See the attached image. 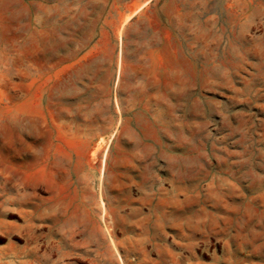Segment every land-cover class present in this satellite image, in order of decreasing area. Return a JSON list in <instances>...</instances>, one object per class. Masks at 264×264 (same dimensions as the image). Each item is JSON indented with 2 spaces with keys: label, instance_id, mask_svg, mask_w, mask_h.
Segmentation results:
<instances>
[{
  "label": "rangeland",
  "instance_id": "rangeland-1",
  "mask_svg": "<svg viewBox=\"0 0 264 264\" xmlns=\"http://www.w3.org/2000/svg\"><path fill=\"white\" fill-rule=\"evenodd\" d=\"M152 9L175 14L157 113L61 82ZM0 264H264V0H0Z\"/></svg>",
  "mask_w": 264,
  "mask_h": 264
},
{
  "label": "crops",
  "instance_id": "crops-1",
  "mask_svg": "<svg viewBox=\"0 0 264 264\" xmlns=\"http://www.w3.org/2000/svg\"><path fill=\"white\" fill-rule=\"evenodd\" d=\"M150 12L153 18L133 16L120 36V22L111 31V20L107 19L109 26L100 27L96 38L91 35L85 56L58 60L61 82H72L81 75L86 77L87 88L95 90L97 97L106 98L114 112L157 113L160 104L167 103L175 93L173 72L169 75L168 70L174 56V33L164 22L165 16L175 14L158 9ZM68 17L73 24L76 18ZM72 24L73 33L76 30ZM61 35L62 49L65 38Z\"/></svg>",
  "mask_w": 264,
  "mask_h": 264
}]
</instances>
